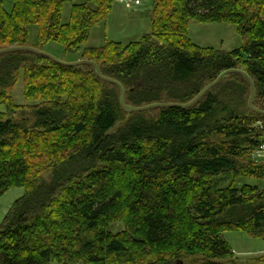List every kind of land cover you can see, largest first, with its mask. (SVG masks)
Returning <instances> with one entry per match:
<instances>
[{
	"label": "trees",
	"instance_id": "trees-1",
	"mask_svg": "<svg viewBox=\"0 0 264 264\" xmlns=\"http://www.w3.org/2000/svg\"><path fill=\"white\" fill-rule=\"evenodd\" d=\"M12 1L8 11L0 0V48L29 45L37 25L38 48L53 41L82 52L124 85L129 104L189 102L224 70L241 68L264 109V0H155L141 40L84 49L117 0L74 3L68 23L61 16L73 0ZM191 20L235 24L245 43L200 47L189 38ZM0 60V103L8 106L0 112V197L25 189L0 224V264H241L224 232L264 237V158L252 155L264 143V114L249 108L244 75L224 76L217 85L227 93L212 95L213 87L187 108L128 113L118 86L92 65L30 51ZM22 70L26 102L35 94L45 103L33 110L34 127L12 117L27 109L12 97ZM92 85L111 90L99 96ZM122 112L129 119L112 131ZM218 176L233 179L222 187ZM245 177L262 184L240 183ZM119 223L124 229L113 232Z\"/></svg>",
	"mask_w": 264,
	"mask_h": 264
},
{
	"label": "rangeland",
	"instance_id": "rangeland-1",
	"mask_svg": "<svg viewBox=\"0 0 264 264\" xmlns=\"http://www.w3.org/2000/svg\"><path fill=\"white\" fill-rule=\"evenodd\" d=\"M85 0H73L67 2L64 5L61 20L63 23H68L71 19V11L74 3L82 2ZM155 0H141V5L133 4L132 7H127L119 0L114 1L112 4V10L109 13L106 20L99 23L91 31L90 37L84 48L100 47L106 40H114L121 42L122 44H129L133 41H139L141 38L151 32L153 8ZM5 7L8 11L13 8L12 0H5ZM39 29L37 25H32L30 28L29 45L38 47V34ZM189 38L198 46L204 48H214L217 50L232 51L236 48H241L244 45V38L239 34L238 27L235 24L229 23H201L195 20H191L188 27ZM43 50L52 54L53 56L71 62L81 59L82 52H66L65 48L56 43L49 42L43 46ZM2 61L0 60V63ZM32 64L38 63L36 61H30ZM32 66V65H31ZM28 71L35 70L32 66ZM40 74H43L45 67L43 65H34ZM69 73L67 74V76ZM50 76H54L50 73ZM208 84V83H207ZM35 88V84H32L30 90ZM94 93L100 95L108 94L111 90L108 87L102 85L91 86ZM210 92L212 95L221 93V96L227 93L224 86H215ZM31 99H25L24 96V71L19 74V79L13 88L12 97L17 105L27 104V109H20L16 113L12 114L15 119L23 120L27 117V126L34 127L37 123V117L34 115L33 110L40 105H44L42 97L37 98L35 94ZM246 107V103H245ZM8 106L5 103H0V112H7ZM129 119V115L125 112L121 113L120 119L117 121L112 131L119 130ZM256 126H262V122L256 124ZM264 129V125L261 127ZM48 177V175H46ZM233 177L218 176L215 178V182L219 186H227ZM240 183H249L255 185H261L262 182L255 178H242ZM25 189L23 187L11 188L7 193L0 197V224L3 223L6 215L12 208L13 204L20 197L24 195ZM124 227L122 224H116L113 226V232L122 231ZM223 238L228 241L235 252V256L241 264H261L259 259L264 258V237H251L247 232L229 230L225 231ZM49 264H63L58 261H50ZM69 264H83L82 262L69 263Z\"/></svg>",
	"mask_w": 264,
	"mask_h": 264
},
{
	"label": "water",
	"instance_id": "water-1",
	"mask_svg": "<svg viewBox=\"0 0 264 264\" xmlns=\"http://www.w3.org/2000/svg\"><path fill=\"white\" fill-rule=\"evenodd\" d=\"M15 51H30V52L36 53L38 55L48 57L57 63H60V64L65 65V66H69V67L80 66V65H92L95 68L97 76L100 79H102L106 82L113 83V84L118 86V88L120 90L121 106L128 113L136 112V111H144V110H148V109H152V108H164V107H173V106H178V107H182V108L190 107V106L194 105L195 103H197L209 90H211L213 87H215L222 80V78L224 76H226L228 74H232V73H239V74L244 75L248 79V81L250 82L251 91H250V96H249V100H248L249 108L251 110L257 112V113L264 114V109H259L254 105V100H255V96H256L255 80L246 70L241 69V68H231V69L224 70L223 72H221L218 75V77L215 80H213L212 82L207 84L189 102H185V103H181V102H154V103L145 104L142 106H135V105L127 103L126 90H125L124 85L120 81H118L112 77L104 75L100 66L98 65V63L93 61V60L78 59L76 61L68 62V61H65L63 59H60V58L53 56L52 54L44 51L41 48L33 47L30 45H16V46L0 48V54H5V53H10V52H15ZM179 264H183V261H179Z\"/></svg>",
	"mask_w": 264,
	"mask_h": 264
},
{
	"label": "built area",
	"instance_id": "built-area-1",
	"mask_svg": "<svg viewBox=\"0 0 264 264\" xmlns=\"http://www.w3.org/2000/svg\"><path fill=\"white\" fill-rule=\"evenodd\" d=\"M118 1V0H117ZM121 3H124L127 7H132L133 4H141V0H119ZM253 158L260 160L264 158V143H262L254 152L252 153Z\"/></svg>",
	"mask_w": 264,
	"mask_h": 264
},
{
	"label": "crops",
	"instance_id": "crops-1",
	"mask_svg": "<svg viewBox=\"0 0 264 264\" xmlns=\"http://www.w3.org/2000/svg\"><path fill=\"white\" fill-rule=\"evenodd\" d=\"M139 5H141V4H139ZM139 5H138V6H139ZM261 258H262V257H261ZM261 258L259 259V263H261L260 260H263V261H264V258H263V259H261ZM261 264H262V263H261Z\"/></svg>",
	"mask_w": 264,
	"mask_h": 264
}]
</instances>
